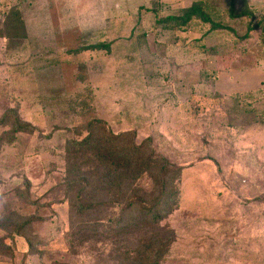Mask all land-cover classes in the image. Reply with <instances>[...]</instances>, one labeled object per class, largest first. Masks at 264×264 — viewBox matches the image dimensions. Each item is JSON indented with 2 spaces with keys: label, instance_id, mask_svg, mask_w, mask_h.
Segmentation results:
<instances>
[{
  "label": "rangeland",
  "instance_id": "obj_1",
  "mask_svg": "<svg viewBox=\"0 0 264 264\" xmlns=\"http://www.w3.org/2000/svg\"><path fill=\"white\" fill-rule=\"evenodd\" d=\"M11 109L34 135L0 148V222L29 220L37 249L7 238L0 264H112L71 249L60 190L65 143L94 119L183 169L162 264L263 262L264 0H0Z\"/></svg>",
  "mask_w": 264,
  "mask_h": 264
},
{
  "label": "trees",
  "instance_id": "obj_2",
  "mask_svg": "<svg viewBox=\"0 0 264 264\" xmlns=\"http://www.w3.org/2000/svg\"><path fill=\"white\" fill-rule=\"evenodd\" d=\"M14 12H8L7 20ZM194 12L179 18L180 25L189 22ZM0 129V148L13 146L22 135H34L33 127L12 109L1 118ZM72 136L76 137L65 143L62 153L64 187L60 189L62 202L68 204L71 249H94L100 243L112 264H162L175 241L164 221L179 206L183 169L157 155L148 141L137 143L134 133H115L99 119ZM20 190L27 198L29 183ZM7 218L0 222V263L4 249L12 250L7 238L17 252L16 239L22 236L25 256L30 258L37 249L25 234L30 221L12 224Z\"/></svg>",
  "mask_w": 264,
  "mask_h": 264
}]
</instances>
